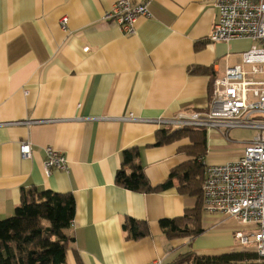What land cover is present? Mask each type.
<instances>
[{
  "label": "crops",
  "instance_id": "obj_1",
  "mask_svg": "<svg viewBox=\"0 0 264 264\" xmlns=\"http://www.w3.org/2000/svg\"><path fill=\"white\" fill-rule=\"evenodd\" d=\"M134 1H150L152 17L124 34L105 18L116 0H0V220L14 215L23 189L36 188L74 197L68 264H176L187 253L245 251L235 234L248 227L204 210L201 235L167 239L160 221L183 216L196 199L176 188L132 192L115 177L132 147L153 185L191 160L189 139L156 146L158 131L177 128L155 120L209 110L214 81L242 65L255 43L210 41L216 0ZM131 115L136 120H125ZM241 131L248 130L231 131L230 140L207 133L205 162L239 159ZM23 142L31 143V159L21 156ZM47 147L65 156L67 172L46 174ZM127 218L147 222L150 235L130 239L122 229Z\"/></svg>",
  "mask_w": 264,
  "mask_h": 264
},
{
  "label": "built area",
  "instance_id": "obj_2",
  "mask_svg": "<svg viewBox=\"0 0 264 264\" xmlns=\"http://www.w3.org/2000/svg\"><path fill=\"white\" fill-rule=\"evenodd\" d=\"M215 6L218 21L210 35L211 42L250 40L255 45L242 54V65L227 67L224 75L214 81V99L209 110L181 113L173 119L159 118L155 122L177 129L215 131L227 140L233 130L255 132L251 141L244 144L239 159L221 165L207 164L202 159L205 167L203 210L247 226L248 232L238 231L235 238L240 247L253 246L254 252L264 260V79H254L264 76V0H216ZM141 17H152L150 1L116 0L105 16L117 23L124 34H135ZM60 24L68 32L67 16ZM125 120L136 118L131 115ZM20 151L23 159L32 158L31 143L23 142ZM45 154L47 175L54 169L68 171L63 154L51 147L45 149ZM149 264H164V260Z\"/></svg>",
  "mask_w": 264,
  "mask_h": 264
},
{
  "label": "trees",
  "instance_id": "obj_3",
  "mask_svg": "<svg viewBox=\"0 0 264 264\" xmlns=\"http://www.w3.org/2000/svg\"><path fill=\"white\" fill-rule=\"evenodd\" d=\"M156 146L189 139L186 148L191 160L174 168L167 180L153 185L140 162L137 147L122 152V166L115 183L132 192L160 193L176 188L181 195L196 199L193 208L181 217L163 219L160 227L169 240L195 238L201 235L203 214V184L205 167L202 159L207 152V133L203 130L162 129L157 132ZM76 203L71 193H57L36 188L22 190L21 202L12 217L0 220V264H68L67 253L74 238L66 232L73 224ZM122 229L130 239L139 241L150 235L147 222L127 218ZM264 264L254 251L221 255L187 253L176 264Z\"/></svg>",
  "mask_w": 264,
  "mask_h": 264
},
{
  "label": "rangeland",
  "instance_id": "obj_4",
  "mask_svg": "<svg viewBox=\"0 0 264 264\" xmlns=\"http://www.w3.org/2000/svg\"><path fill=\"white\" fill-rule=\"evenodd\" d=\"M245 69L249 70L250 66H245ZM254 79L255 80H263L264 76H256ZM234 134L235 133H233V135ZM254 135H255V132H252V131H241L238 133V139L241 143H247V142L251 141V139L254 137ZM241 248L245 251H253L255 249L253 246H245V247H241Z\"/></svg>",
  "mask_w": 264,
  "mask_h": 264
}]
</instances>
